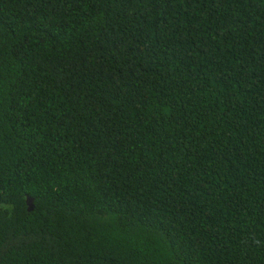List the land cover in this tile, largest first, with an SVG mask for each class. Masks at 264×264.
I'll list each match as a JSON object with an SVG mask.
<instances>
[{
	"label": "trees",
	"instance_id": "obj_1",
	"mask_svg": "<svg viewBox=\"0 0 264 264\" xmlns=\"http://www.w3.org/2000/svg\"><path fill=\"white\" fill-rule=\"evenodd\" d=\"M0 264H264V0H0Z\"/></svg>",
	"mask_w": 264,
	"mask_h": 264
},
{
	"label": "water",
	"instance_id": "obj_2",
	"mask_svg": "<svg viewBox=\"0 0 264 264\" xmlns=\"http://www.w3.org/2000/svg\"><path fill=\"white\" fill-rule=\"evenodd\" d=\"M28 210L33 211L35 208V199L31 196L27 197Z\"/></svg>",
	"mask_w": 264,
	"mask_h": 264
}]
</instances>
